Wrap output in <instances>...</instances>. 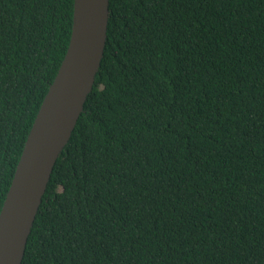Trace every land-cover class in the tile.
Instances as JSON below:
<instances>
[{
	"label": "trees",
	"instance_id": "1",
	"mask_svg": "<svg viewBox=\"0 0 264 264\" xmlns=\"http://www.w3.org/2000/svg\"><path fill=\"white\" fill-rule=\"evenodd\" d=\"M73 9L0 0V209ZM22 264H264V0H110Z\"/></svg>",
	"mask_w": 264,
	"mask_h": 264
},
{
	"label": "water",
	"instance_id": "2",
	"mask_svg": "<svg viewBox=\"0 0 264 264\" xmlns=\"http://www.w3.org/2000/svg\"><path fill=\"white\" fill-rule=\"evenodd\" d=\"M110 0H74L69 46L28 134L0 209V264H22L56 160L69 141L101 64Z\"/></svg>",
	"mask_w": 264,
	"mask_h": 264
}]
</instances>
